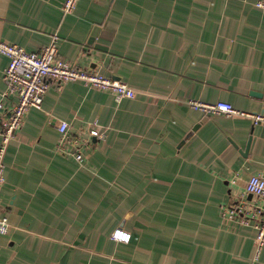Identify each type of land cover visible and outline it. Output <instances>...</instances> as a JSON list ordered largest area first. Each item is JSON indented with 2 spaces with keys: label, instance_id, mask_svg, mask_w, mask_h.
Wrapping results in <instances>:
<instances>
[{
  "label": "crops",
  "instance_id": "crops-1",
  "mask_svg": "<svg viewBox=\"0 0 264 264\" xmlns=\"http://www.w3.org/2000/svg\"><path fill=\"white\" fill-rule=\"evenodd\" d=\"M0 0V38L37 50L53 34L69 64L127 82L118 100L82 81L50 83L2 158L0 264H264L253 225L229 217L264 200V8L256 0ZM0 120L18 97L5 94ZM225 101L246 114L205 112ZM92 123L83 159L60 147ZM1 147V137H0ZM129 242L112 238L116 229Z\"/></svg>",
  "mask_w": 264,
  "mask_h": 264
},
{
  "label": "built area",
  "instance_id": "built-area-1",
  "mask_svg": "<svg viewBox=\"0 0 264 264\" xmlns=\"http://www.w3.org/2000/svg\"><path fill=\"white\" fill-rule=\"evenodd\" d=\"M79 0H63L62 9L64 13L74 12ZM255 5L264 8V0H256ZM49 42L37 50H28L24 46L10 43L0 38V54L8 58V64L3 70V78L6 83L5 94L18 97L9 113V116L0 120V191L5 182L2 158L7 150L10 139L14 136L17 128L22 125L25 114L32 108H41L44 97L52 81H82L86 85L111 91L118 100L123 98H135L136 90L127 82L117 80L105 75L101 70H85L69 64L59 55L58 34H53ZM192 107L205 112H224L226 114H246L237 110L233 104L225 101H218L214 104L190 100ZM4 107L0 102V113ZM255 121L264 122L263 116H256ZM67 121L59 125L61 138L60 147L68 151L74 148L77 159H83L84 151L90 146L89 137L105 138V131L99 127L97 122L92 123L88 130V136H72ZM246 190L264 200V173L252 174L246 184ZM229 217L239 216L241 222L246 225H253L256 231V258H258L264 247V204L257 205L254 209H247L242 203L231 204L227 210ZM10 222L6 214L0 210V234L7 235L10 232ZM112 238L118 242H129L131 233L116 229Z\"/></svg>",
  "mask_w": 264,
  "mask_h": 264
},
{
  "label": "trees",
  "instance_id": "trees-1",
  "mask_svg": "<svg viewBox=\"0 0 264 264\" xmlns=\"http://www.w3.org/2000/svg\"><path fill=\"white\" fill-rule=\"evenodd\" d=\"M6 57V56H5Z\"/></svg>",
  "mask_w": 264,
  "mask_h": 264
}]
</instances>
